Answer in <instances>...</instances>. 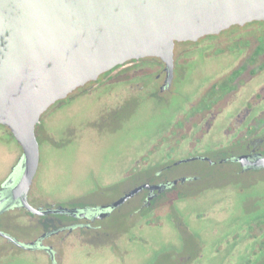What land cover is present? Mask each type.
<instances>
[{"label":"flooded vegetation","instance_id":"1","mask_svg":"<svg viewBox=\"0 0 264 264\" xmlns=\"http://www.w3.org/2000/svg\"><path fill=\"white\" fill-rule=\"evenodd\" d=\"M178 43H192L193 48L185 47L176 55ZM176 46L174 75L170 82L166 83L165 63L149 56L117 65L83 86L84 94L94 93L96 87L106 94L110 92L108 86L115 82L121 86L116 94L122 97L124 104L120 102L114 109H107L106 115L101 114L93 122L100 130H108L123 112L133 110L134 102L146 96L164 98L163 95L173 89L175 80L183 76L190 60L202 56L214 61L217 57L229 58L223 74L217 73V77L209 80L189 101L174 127L147 153L136 157L120 178L100 190L101 196L97 199L71 200L59 210L60 205L40 200L33 193L32 184L27 199L35 210L24 205L21 196L15 197L13 192L21 169L9 178L22 155V148L9 128L0 124L7 128L0 137L8 134L19 144L15 163L0 179V261L26 251L42 254L46 258L44 264H68L69 251L78 245L96 247L95 254L115 246L123 247L128 254L134 242L150 243L155 238L153 232L162 228L164 245L180 243L176 247L180 251L172 256V260L175 257L179 260L178 264H264V214L238 231L235 229L232 235L227 234L206 258L201 242L190 252L182 250L186 240L181 236L178 213L181 205L190 199H201L203 194L219 191L222 194L240 191L236 200L247 211L251 208L255 211L264 204V195L253 189L264 183V18L233 24L196 41H178ZM191 53L195 55L187 56ZM152 66L157 75L145 74L144 69ZM130 70L133 72L128 76ZM135 79L138 81L134 82ZM46 114L47 111L44 116ZM44 122L46 124V120ZM47 128L41 121L37 127L38 137L40 129ZM75 130L69 131L68 140L75 136ZM5 180L8 181L4 183ZM249 188L253 191L251 194L241 192ZM112 191L116 192L114 198ZM227 209L229 206L219 201L217 212L199 213L194 218L209 219L216 213L217 219L224 221L229 214ZM119 213L126 214L132 224L122 233L106 222ZM53 214L63 218L54 222L43 220ZM240 235H245L243 240L239 239ZM169 236L172 239L168 240ZM227 246L230 247L227 249ZM242 250L245 255H241Z\"/></svg>","mask_w":264,"mask_h":264},{"label":"water","instance_id":"2","mask_svg":"<svg viewBox=\"0 0 264 264\" xmlns=\"http://www.w3.org/2000/svg\"><path fill=\"white\" fill-rule=\"evenodd\" d=\"M263 18L264 0H0V124L22 148L14 196L35 210L37 127L51 106L131 59L159 58L170 82L178 41Z\"/></svg>","mask_w":264,"mask_h":264},{"label":"rangeland","instance_id":"3","mask_svg":"<svg viewBox=\"0 0 264 264\" xmlns=\"http://www.w3.org/2000/svg\"><path fill=\"white\" fill-rule=\"evenodd\" d=\"M185 47L193 48V44L178 43L176 55ZM195 54L198 56L199 51L197 50ZM218 58L214 61L202 56L190 60L183 76L179 81L175 80L173 89L163 95L164 98L154 96L141 98L138 103L134 102L133 110L123 112L113 128H107L108 130H100L93 126V122L101 114L106 115L107 109H114L118 103H123L122 97L116 94L121 90V86L113 82L112 86H108L110 92L106 94H102L99 87H96L97 91L92 94H77L81 89H76L72 99H66L60 107L50 110L46 118L45 114L43 115L42 122L46 120L44 125H48L49 128L39 131L40 163L33 183V193L35 192L40 200L60 206H68L71 200L87 202L97 199L101 196L100 190L109 187L108 183H114L120 178L136 157L147 153L174 127L189 101L209 80L217 77V73L223 74L229 58ZM131 72L133 71H128V76ZM144 73L155 76L158 72L155 66H152L151 69H144ZM136 81L138 80L135 79L134 82ZM159 82L161 81L157 80V83ZM72 128L76 129L75 136L68 140ZM4 131H7V128L0 125V134ZM18 150L19 144L8 134L0 137V179L11 170L19 155ZM253 189L264 195V183ZM241 192L251 194L253 191L249 188ZM110 194L112 198L116 196L114 191ZM203 195L205 196L201 199H190L182 204L178 213L182 223L181 236L183 241L186 240L182 250L190 252L197 242H201L206 258L210 257L214 245L221 242L227 234H233L235 229L238 231L244 224L264 214V204L255 211L252 208L250 211L242 208L236 200L241 195L240 191L228 194L219 191ZM219 201L229 206L227 219L218 220L216 213L207 222L202 220L209 219L194 218L199 213L217 212ZM115 215L106 222L116 227L119 233L132 227L126 214ZM61 218L63 217L53 214L43 220L54 222ZM153 234L155 238L152 242L138 240L132 244L128 254L123 247L115 246L114 249L95 254L96 247L78 245L69 251L68 264H178L179 260L176 257L172 260V256H176L177 251H180L176 248L180 243L176 245L171 243L175 247L168 243L164 245L165 236L162 228L155 230ZM240 236V240L245 237ZM169 239L172 237L169 236ZM229 247L227 246V249ZM21 253L4 258L0 264L46 263V258L42 254L26 251ZM245 254V250H242L241 255Z\"/></svg>","mask_w":264,"mask_h":264},{"label":"trees","instance_id":"4","mask_svg":"<svg viewBox=\"0 0 264 264\" xmlns=\"http://www.w3.org/2000/svg\"><path fill=\"white\" fill-rule=\"evenodd\" d=\"M82 88H83V86H81L80 88H78V89H81V91H79L77 94H82V91H83ZM85 94H86V93H85ZM70 96H72V97L70 98V99H72V98L74 97V94L72 93ZM65 100H66V99H65ZM65 100H61V101L57 102L56 104H54L53 106L50 107V110H52L51 108H53V107H54L55 105H57V104H60V103L63 104V103L65 102ZM68 100H69V99H68ZM61 104H60V105H61ZM59 107H60V106H59ZM50 110H49V109L47 110V114H48V112H50ZM45 113H46V112H45ZM45 113H44V114H45ZM44 114H43V115H44ZM47 114H46V115H47ZM42 117H43V116H42ZM45 118H46V116H45ZM41 121H42V118H41ZM43 124H44V121H43ZM51 132L54 133L53 130H51ZM54 143H55V142H54Z\"/></svg>","mask_w":264,"mask_h":264}]
</instances>
